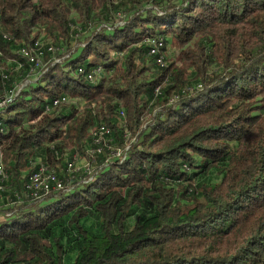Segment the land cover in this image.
<instances>
[{
  "label": "trees",
  "instance_id": "16d2710c",
  "mask_svg": "<svg viewBox=\"0 0 264 264\" xmlns=\"http://www.w3.org/2000/svg\"><path fill=\"white\" fill-rule=\"evenodd\" d=\"M66 1L0 0V71L22 78L30 64L18 51L38 30L56 46L75 33L70 9L81 30L98 24L0 110L14 203L0 210V264H264V0H125L121 25L109 21L120 0ZM154 37L180 49V66L153 63ZM78 69L101 73L90 83ZM61 97L82 109L54 108ZM102 126L121 149L133 135L123 159L105 162L103 149L68 191L15 203L31 162L63 165ZM92 216L97 233L81 224Z\"/></svg>",
  "mask_w": 264,
  "mask_h": 264
},
{
  "label": "built area",
  "instance_id": "2783aa9c",
  "mask_svg": "<svg viewBox=\"0 0 264 264\" xmlns=\"http://www.w3.org/2000/svg\"><path fill=\"white\" fill-rule=\"evenodd\" d=\"M122 22L123 20H121V18L118 17V20H116L114 23L115 25H121ZM78 30H80V28ZM144 43L148 48L147 50L148 56L153 58V63L162 64L164 68L166 66L164 59L165 51L163 50L166 46L165 39H161V40H154V38L145 39ZM63 51H64L63 49H60L53 45H50V49H43V54H36V52H31L29 47L28 50H19L18 54L22 59H25L30 64V69L26 73V76L23 77L21 83L17 84L14 82L8 88H6V84L9 82L10 76L9 74L0 71V76L3 78V86H4L3 93L0 96V109L3 108V106L8 100H14L16 96L20 93V90L26 88L28 85L35 82L45 72V68L47 64L59 63L65 58H67V56L71 55V53L65 54ZM47 56L51 57L52 60H50V62L44 65L42 63V60ZM54 56H58V57L53 59ZM100 73L101 70L99 69L96 71V75H87L84 76V78L95 79L99 77ZM199 87H201V85H197L195 87L196 90H198ZM191 91H192L191 88H187L181 93L184 94L185 92H191ZM177 99L178 96H175L174 102ZM54 102H68V99L66 97H61L54 99L52 103ZM95 130L102 132H109V139L100 140V147H92V139L95 138H91V143L89 146H87L85 151L88 160V166L85 168V170H78L77 172L73 171L71 168V164L66 163L67 175L65 177H60L48 164L40 163L38 165H35L34 167L36 169L32 168L33 170L29 172V174L25 179V183L21 195H18L16 193L14 194L16 198L15 203L17 204L21 202H33L36 200H40L41 198L48 195L50 192L66 191V188L69 187L72 181L76 179V176L80 171H83L84 173L90 175L92 172L91 165L94 164L96 157L103 153L104 145L110 142L112 138L109 129H99L97 127L95 128ZM128 148L129 145H124V148H122L119 151H110L108 153V157L105 159V162H108V160H112V159L118 160L120 158H123V155L128 150ZM6 191H7V185L5 183V172L2 171V168L0 166V196H2Z\"/></svg>",
  "mask_w": 264,
  "mask_h": 264
},
{
  "label": "rangeland",
  "instance_id": "374dc122",
  "mask_svg": "<svg viewBox=\"0 0 264 264\" xmlns=\"http://www.w3.org/2000/svg\"><path fill=\"white\" fill-rule=\"evenodd\" d=\"M120 1H121V3L119 1L118 2L116 1V3H117V4H115V6L117 7L116 11H110V17H109L110 22H115L116 20H118V17H120L121 20H124L132 12L133 7L131 4H129L128 2H124L125 0H120ZM63 3L66 4L67 6L69 5V3L67 1L65 2V0H63ZM69 18L73 22V24H71V29L74 30L75 33L71 34V39L69 41V44L59 42V44L56 45V47L63 49L64 50L63 52L65 54H68V53L72 54L75 49L77 50L78 46L82 44L81 41L90 34V32L94 29V27H96L98 25L96 23L94 24L93 22H88L87 27H85V29L78 30L80 27H82V25L79 22L78 15L75 12H73V10H71V9H70ZM84 30H86V31H84ZM38 35L39 36L36 39V41H38L44 45L50 44L51 40H48V38H46L47 36L45 35V33L42 30H38ZM166 47H167V49H166V52L164 55L166 66L169 65L170 63H174L175 65L180 66V63L178 62V59H177L178 53L180 52V49L178 47H176L174 44H172L170 41ZM57 57L58 56H54L53 59H55ZM50 60H52V58L47 56V57L43 58L42 63L45 65L48 62H50ZM7 65H8V63H7ZM8 71L10 72L9 74L14 78L15 83L18 84V83L22 82L23 78L20 75V72L18 71L17 68H15V69L8 68ZM211 71L218 72L219 69L216 66H213L211 68ZM15 74H17V75L15 76ZM171 99H173L172 101H174V97ZM171 99H170V101H171ZM69 104L77 106V108L79 110L82 109V105L77 104L75 101H70ZM151 112L154 113V111H151V110L144 112V115L142 117L143 122H146L148 119H150V115L152 114ZM117 122L122 128L126 129L124 127L125 126L124 125L125 124V115L123 117H120V115H118ZM108 136L105 137L103 140L109 139ZM132 136L133 135L131 133H129L127 130L124 131V140H125L124 144L125 145H129L134 141V138ZM86 148H87V145L84 147L83 150H79V148L77 149L75 147L72 148V147L68 146L62 155L63 165L60 164V162H59L60 160L56 161L55 164L52 166V169L60 177H65L67 175L66 166H64V164H66V163L71 164V168L73 171L77 172L78 170H85V168L88 166V160H87L86 153H85ZM104 149H105V152L107 155L110 151L121 150V148H119V146L117 144V141H115L114 138L113 139L111 138V141L104 145ZM40 163H43V162L40 161L39 159H36L35 161L31 162L30 167H28V169L26 171H29L30 169L34 168L35 165H38ZM8 190L10 191V187H7V192H8ZM13 193L21 195L22 191L15 190V191H13ZM11 201L12 200H11V196H10L9 192L6 195L0 196V210L1 209L3 210V209H6L8 207L13 206V203ZM81 224L85 228V230H87L89 232L97 233V231H98V219L96 216H92L86 220H83L81 222ZM66 237H67V235H66ZM70 255L71 254H69V259H70ZM67 262H69V261H66V263Z\"/></svg>",
  "mask_w": 264,
  "mask_h": 264
},
{
  "label": "bare ground",
  "instance_id": "6f19581e",
  "mask_svg": "<svg viewBox=\"0 0 264 264\" xmlns=\"http://www.w3.org/2000/svg\"><path fill=\"white\" fill-rule=\"evenodd\" d=\"M5 37V36H4ZM147 39H151V38H147ZM161 39H163L162 37H154V40H161ZM47 46V47H46ZM46 47V49H50V45H44V44H41L40 42H38V41H36V42H34V44H33V48L32 49H30V51L31 52H36V54H43V49ZM21 50H28L27 48H22ZM69 56H67V58H68ZM66 59V58H65ZM64 59V60H65ZM157 66H159V67H163V65L162 64H156ZM97 70H99V69H95V70H93V71H91V72H88V73H85V71L83 70V69H78V73L79 74H85V76H87V75H96V71ZM45 71H46V68H45ZM0 79H1V81H2V83H3V78L0 76ZM87 81L88 82H90V83H93V82H95V81H97V78H95V79H87ZM21 91V90H20ZM160 93V89L159 88H157L156 90H155V94H159ZM175 98V97H174ZM173 99H171V101H172ZM14 100H8L6 103H5V105L3 106V108L2 109H0V110H3L4 108H6L9 104H11L12 102H13ZM70 101H69V99H68V102H54V103H52V106L55 108V107H58L59 105H62V104H68ZM120 117H123L124 116V114H123V112H120ZM99 129H107L105 126H102V127H100ZM1 131V130H0ZM95 132H97L96 130H95ZM109 135V132H102V131H98V133L97 134H95V138L97 137V139L95 140V143H94V145L96 146V147H100V140H103L106 136H108ZM94 138V137H93ZM94 140V139H93ZM105 140H107V139H105ZM120 159H123V158H120ZM0 166H1V168H2V171H4L5 172V183H6V185L8 184V182H9V174L7 173V171L5 170V166H4V163H3V156H2V153H1V151H0ZM92 180V179H91ZM69 190V187H67L66 188V191H68Z\"/></svg>",
  "mask_w": 264,
  "mask_h": 264
}]
</instances>
